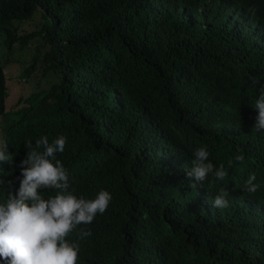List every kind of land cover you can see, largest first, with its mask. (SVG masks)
<instances>
[{"label":"trees","instance_id":"obj_1","mask_svg":"<svg viewBox=\"0 0 264 264\" xmlns=\"http://www.w3.org/2000/svg\"><path fill=\"white\" fill-rule=\"evenodd\" d=\"M35 14L37 28L19 33ZM35 37L23 73L40 63L52 79L5 110L1 49ZM262 86L264 0H0V140L14 161L0 180L18 188L25 142L63 135L66 194L112 197L66 237L79 243L76 264H264ZM202 146L223 181L186 179ZM224 188L229 206L212 207ZM6 194L0 185V203ZM81 228L92 235L79 239Z\"/></svg>","mask_w":264,"mask_h":264},{"label":"clouds","instance_id":"obj_2","mask_svg":"<svg viewBox=\"0 0 264 264\" xmlns=\"http://www.w3.org/2000/svg\"><path fill=\"white\" fill-rule=\"evenodd\" d=\"M253 109L257 113L253 129L264 131V86ZM66 140L60 135L51 142L47 136H41L35 144L26 141L25 158L16 165L20 169L16 177L19 187L15 188L11 180H0V185L7 186L6 198L0 203V259L5 264H76L79 243L68 241L66 237L76 226L91 224L97 213L106 211L112 199L104 190L92 200L66 194L70 179L67 169L57 159V154L65 150ZM209 155L207 146L195 149L191 166L183 169L188 181L205 182L209 175L220 181L226 178L224 165L216 167L209 161ZM244 159L243 155L235 157L240 164ZM5 163L13 165V155L8 152L7 142L0 140V165ZM255 181V173H250L243 191L250 195L256 193L260 185ZM190 186L195 187V184L190 183ZM53 190L57 193L55 196L43 197V193ZM229 195L225 188L221 189L211 206L227 208ZM91 235V231L83 228L78 233L79 239Z\"/></svg>","mask_w":264,"mask_h":264},{"label":"rangeland","instance_id":"obj_3","mask_svg":"<svg viewBox=\"0 0 264 264\" xmlns=\"http://www.w3.org/2000/svg\"><path fill=\"white\" fill-rule=\"evenodd\" d=\"M18 32H29L39 25V17L37 14L32 19L16 23ZM40 40L32 38L25 46L15 44L13 49L7 51L3 48L1 62L3 72L6 77L7 96L5 98V110L15 108L17 103H22L21 98L30 93L36 92L41 88H45L52 79L50 73H42L40 63H36L34 68L25 75L24 68L29 66L32 56L38 49Z\"/></svg>","mask_w":264,"mask_h":264}]
</instances>
